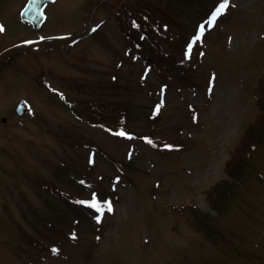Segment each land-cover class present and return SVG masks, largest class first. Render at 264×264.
Segmentation results:
<instances>
[{
	"label": "rangeland",
	"instance_id": "obj_1",
	"mask_svg": "<svg viewBox=\"0 0 264 264\" xmlns=\"http://www.w3.org/2000/svg\"><path fill=\"white\" fill-rule=\"evenodd\" d=\"M20 1L18 39L80 32L93 0L50 3L39 31ZM220 2L103 0L88 35L0 70V264H264V0L209 28ZM93 194L112 211L79 203Z\"/></svg>",
	"mask_w": 264,
	"mask_h": 264
},
{
	"label": "flooded vegetation",
	"instance_id": "obj_2",
	"mask_svg": "<svg viewBox=\"0 0 264 264\" xmlns=\"http://www.w3.org/2000/svg\"><path fill=\"white\" fill-rule=\"evenodd\" d=\"M29 1L30 0H21L19 3H17L16 5H14V11H13V13H14V16L15 17H19V19L22 22H25L27 25L31 26L34 30L39 31L41 29L42 25L44 24V22L48 19L47 9H48L50 3H52V2H54L56 0H43V1L39 2L38 6H40V10H35L34 15L31 14L30 17L28 15L26 16V14L28 13L26 11V7L28 6ZM7 2H8V0L7 1L6 0H0V24H2L3 27H4V29H5L3 32H0V53L4 52L5 50H7L8 48H10L12 46L27 45V44L36 42V41L41 40V39L46 38V37L64 36V35H43V36H38L36 38L22 37L20 39L14 38V37L10 36L11 34H10L9 31H7V26H6L5 21H4V18H5L4 17V11H5V9H7V7H6ZM93 2H94V0L91 2V4ZM102 2H103V0H101L98 3V5L96 6V8ZM91 4L89 5V7L91 6ZM89 7H88V9H89ZM88 9H87V11L85 13V21H86V15H87ZM38 11L40 12L39 15L40 16H43V21H42L41 25L38 28H36L35 25H34V23H33V21L30 18L33 17L35 19L36 18L35 16H37ZM94 12H95V10H94ZM94 12L92 14V18H93ZM91 23H92V19H91ZM85 26H86V22H85ZM84 29H85V27L81 31H83ZM72 34H74V33H72ZM71 43L72 42L67 43V44H71ZM63 45H65V44H63ZM43 46L44 45H37L34 48L36 50H33V51H18V52H14V53H10V54L6 55L2 59H0V70L4 66H6L5 68H7L8 64L12 60L13 56H15L17 54H20V53H34V52H38V51H43V50H46V49H50V48H53V47H58V46H61V45L52 46V47H45V48ZM40 47L42 49H40ZM23 99H25V98H19V100L14 104V106H10V109H9V111L11 113H13V109H14L15 110L14 111L15 114H17V116L19 118H21L28 110H31V108H32V103L26 100L29 103V106L26 107L25 112L20 115L18 113V111H17V106H18L19 102L21 100H23ZM0 105L2 107V105H4L3 102H0ZM0 120H1V122H4V124H5L6 123V120H7L6 115H2Z\"/></svg>",
	"mask_w": 264,
	"mask_h": 264
},
{
	"label": "water",
	"instance_id": "obj_3",
	"mask_svg": "<svg viewBox=\"0 0 264 264\" xmlns=\"http://www.w3.org/2000/svg\"><path fill=\"white\" fill-rule=\"evenodd\" d=\"M43 0H30L28 6L26 7V11L28 12L26 14V16L28 15L29 17L31 16V14L34 15L35 10H40V6H38L39 2H41ZM101 0H94V2L91 4V6L88 9L87 15H86V26L85 29L81 32H77L74 34H69V35H64V36H57V37H46L43 38L39 41L27 44V45H20V46H12L10 48H8L7 50H5L4 52L0 53V59H2L3 57H5L6 55L10 54V53H14V52H18V51H33L36 50L34 49L37 45L43 44L44 48L45 47H52V46H57V45H63V44H67L70 43L72 41H75L79 38L85 37L86 35H88L91 31L92 28V23H91V19H92V14L96 8V6L98 5V3ZM40 12L38 11L37 16H35L36 18L34 19L33 17L30 18L35 27L38 28L42 21H43V16L39 15ZM42 49V48H41ZM29 106V103L23 99L19 102L18 106H17V111L18 113L21 115L25 112L26 107Z\"/></svg>",
	"mask_w": 264,
	"mask_h": 264
},
{
	"label": "trees",
	"instance_id": "obj_4",
	"mask_svg": "<svg viewBox=\"0 0 264 264\" xmlns=\"http://www.w3.org/2000/svg\"><path fill=\"white\" fill-rule=\"evenodd\" d=\"M137 46L141 47L140 44H137ZM142 48V47H141ZM143 49V48H142ZM148 58H151L152 59V56H147ZM257 99H258V102L260 104V107H261V113L258 115L257 117V128H258V132L257 134L261 137V136H264V95H262L260 98L259 96H257ZM262 138H259V141L261 140ZM250 139H246V142H249ZM245 144L243 146H239V149H238V155H237V159H245L247 156L249 157L252 153V151H254V149L256 148V144L251 142L252 143L251 145L249 144ZM258 142V141H257ZM247 157V158H248ZM227 171L229 172L228 174L231 176V175H238V169H236V166H233L232 168L228 167L227 168ZM216 193L215 194H211V196L209 197L210 199V205H211V208L212 209H220L222 210L223 206H224V200H225V197H227V194L225 192L224 189H221L220 190H217L215 189ZM220 192V193H219ZM229 196V194H228ZM189 206V204L187 205V207ZM195 207V206H193ZM196 208V207H195ZM182 209V207L180 208ZM197 215H199L200 217V221L203 223V225L205 226L206 230H208L210 227H211V224L209 221H207V214L206 213H198Z\"/></svg>",
	"mask_w": 264,
	"mask_h": 264
},
{
	"label": "snow or ice",
	"instance_id": "obj_5",
	"mask_svg": "<svg viewBox=\"0 0 264 264\" xmlns=\"http://www.w3.org/2000/svg\"><path fill=\"white\" fill-rule=\"evenodd\" d=\"M229 6V0H221V2L218 4V6L215 8V10L210 14L209 19L207 21V25L209 28L213 27L215 22L217 21V18L221 16L226 9ZM5 29L2 24H0V32H3ZM205 32V25L201 24L199 26V32L196 37H194L193 41L188 46V53L191 52L192 43H195L201 39ZM187 55V54H186ZM157 111H159V106H157ZM117 135H127L124 131H120L117 133ZM151 142V141H149ZM166 147H172L171 145H166ZM79 203L87 204L90 207L96 208L98 213H100V216L103 215L104 211L107 210L109 212L112 211V205L110 201L103 202V204L96 199V194H93V199L91 201H79ZM100 216H97V222L100 220ZM58 249H53V252H57Z\"/></svg>",
	"mask_w": 264,
	"mask_h": 264
},
{
	"label": "bare ground",
	"instance_id": "obj_6",
	"mask_svg": "<svg viewBox=\"0 0 264 264\" xmlns=\"http://www.w3.org/2000/svg\"><path fill=\"white\" fill-rule=\"evenodd\" d=\"M40 45H43V44H40ZM40 49H41V47H40Z\"/></svg>",
	"mask_w": 264,
	"mask_h": 264
}]
</instances>
